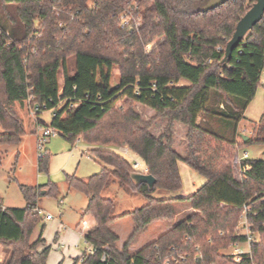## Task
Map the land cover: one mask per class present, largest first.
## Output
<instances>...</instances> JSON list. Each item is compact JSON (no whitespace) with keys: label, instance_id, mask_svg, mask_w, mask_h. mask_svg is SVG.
<instances>
[{"label":"trees","instance_id":"1","mask_svg":"<svg viewBox=\"0 0 264 264\" xmlns=\"http://www.w3.org/2000/svg\"><path fill=\"white\" fill-rule=\"evenodd\" d=\"M210 2L0 0L8 24L0 25V166L3 147L19 145L26 135L17 106L28 107L32 98L47 110L57 108L50 127L71 145L82 141L94 146L91 156L110 168L89 178L66 175L69 189L88 198L83 217L95 221L85 237L95 253L83 254L75 264H162L179 255H187L179 264H201L198 256L204 264H238L221 251L246 241L237 233L246 209L249 226L259 236L251 246L252 260L264 264V160H242L241 180L232 166L236 149L264 146V117L247 141L239 132L262 82L264 18L224 61L227 43L257 0H229L212 9ZM130 11L140 24H124ZM115 68L120 82L113 86ZM135 104L155 111L153 120L166 119L164 133L154 136L153 121H144ZM176 123L188 129L185 157L174 148ZM111 147H127L139 158L156 179L155 188L136 185L131 175L137 171ZM50 159L47 150L39 157L40 173L48 172ZM180 162L207 183L189 197H153L159 189H183ZM114 184L142 196L146 204L118 215L117 202L103 197ZM20 190L25 208H5L0 201V245L7 253L0 264H47L45 225L38 240L32 236L43 223L37 211L41 197H56L59 188L50 183L20 185ZM178 202L187 203L192 213L132 254V244L151 225L175 220ZM122 217L131 218L133 228L119 248L120 238L111 227ZM105 253L107 261L102 260ZM250 261L245 257L240 264Z\"/></svg>","mask_w":264,"mask_h":264},{"label":"rangeland","instance_id":"2","mask_svg":"<svg viewBox=\"0 0 264 264\" xmlns=\"http://www.w3.org/2000/svg\"><path fill=\"white\" fill-rule=\"evenodd\" d=\"M124 24L138 23L141 19H137L132 11L129 12L128 17H125ZM0 25L7 27V22L1 13L0 9ZM163 39H158L153 44L147 47V51H150L155 45L162 42ZM75 69V61L73 58L69 59V72L72 74ZM120 82V73L117 68L113 71L112 85L116 86ZM64 80L60 78V85L62 86ZM187 85V82H182ZM144 121L152 122L151 133L159 137L164 133L167 120L153 118L156 112L143 105L135 104L133 107ZM17 110L24 120L26 129V135L19 145L5 146L3 147L2 164L0 166V201L10 208H25L26 201L20 190V185L27 186H42L50 183H54L59 188V193L56 197L42 196L39 201V207L41 208L40 217L43 223L38 225L33 233L32 241H36L42 234V225H45L43 231V237L46 240L47 247H50V253L47 264H60L63 260L64 249L60 248L62 241L72 249V257L81 255L87 248L86 241L83 236L76 234L77 239L74 241H67L73 235V230L77 225L81 227L83 220V211L87 207L88 198L83 193L70 190L66 183V175H76L79 178H88L92 175L101 172V167L109 168L107 165L99 163L92 156L90 151L94 149V146H89L82 141H78L76 144L71 145L58 133L55 136L49 138L48 142L44 145L41 153H45L47 150L51 156L49 168L47 173H40L38 169L39 161V149L37 129L34 130L38 124V119L44 120L47 125H50L53 121V114L44 112L42 115L34 117L27 106L21 108L17 106ZM245 119L239 126V132L248 134L250 137L253 135L255 125L258 124L260 119L264 117V79L261 82L255 99L248 106ZM40 117V118H39ZM36 124V125H35ZM38 128V127H37ZM187 134L188 129L184 125H180L174 128V148L183 155H187ZM241 137V136H240ZM112 151L119 155L138 161L142 168L139 172L144 173V164L137 158L131 151L126 156L125 152L121 148H110ZM237 152V153H236ZM247 152L250 156V160H264V146L260 145H248L241 149H236L234 158L232 161L234 176L237 180H241L242 174L240 169V163L243 159L244 153ZM242 156L241 159L238 156ZM132 162V161H131ZM181 163L182 169L187 168L183 162ZM189 168V167H188ZM110 169V168H109ZM190 172H194L192 169H188ZM195 173V172H194ZM197 174V173H196ZM199 176V175H198ZM184 188L179 192H168L164 190H157L154 192L153 197L157 199H173L180 197H189L193 195V189L191 188V178L184 173ZM204 178V177H203ZM103 197L114 199L117 202V214L123 216L126 213L136 211L142 208L146 204V199L142 196H132L127 194L118 184H114L108 191L103 194ZM177 216L172 223L160 222L151 225L147 232L141 235L131 246V253L136 254L146 245L156 240L161 234L171 229L177 223L183 221L189 214L192 213L190 206L187 203H176ZM52 215L54 218L50 221H46V215ZM243 224V223H242ZM240 222L239 226L240 227ZM62 227V229H61ZM112 231L120 237L119 244L125 243L130 234L132 233L133 221L129 217H122L112 225ZM72 230V231H71ZM66 231V232H65ZM59 233V234H58ZM66 233V234H65ZM65 234V235H64ZM57 236L60 240H57ZM67 236V237H65ZM80 244L79 248L75 247L76 244ZM245 250L248 246H243ZM44 249V248H42ZM223 249L222 254H227L230 251ZM65 260V264L70 262L68 257ZM7 257V253L0 245V263ZM64 264V263H63Z\"/></svg>","mask_w":264,"mask_h":264},{"label":"built area","instance_id":"3","mask_svg":"<svg viewBox=\"0 0 264 264\" xmlns=\"http://www.w3.org/2000/svg\"><path fill=\"white\" fill-rule=\"evenodd\" d=\"M264 79V72H263V77H262V80ZM33 99L30 98L28 101H27V105H28V108L30 110V113L34 116V117H37V116H40L42 115L44 112H49V113H52L53 115L55 114L57 108L55 109H51V110H47V106L46 104H42V105H39V104H33ZM37 138H38V142H37V145H38V149H39V157H42L43 154L41 153V151L43 150L44 148V145L48 142L49 138H51L52 136H55L58 132L56 129L50 127L49 125H45V126H40L38 125L37 126ZM121 149L125 152L126 156L129 155V152L130 150L127 148V147H121ZM249 156L247 153H245L243 155V159L242 160H245V159H248ZM126 159V158H125ZM241 160V161H242ZM132 161V162H131ZM130 163L132 164L133 166V169L137 172H139L142 168L141 164L138 162V161H135V160H131ZM141 173V172H140ZM144 173H148V170L147 168L145 167L144 168ZM39 213H41V210H38ZM247 209L245 211V213L243 214L241 220H240V227L238 228V231L237 233L241 236H244L246 238V241L245 242H235L233 243L230 247H229V253H227L228 256H231L234 260L235 263H242V261L246 258H249L251 261H250V264H256L253 260H252V256H251V246L253 243L257 242L258 239H259V236L254 233L251 229V227L249 226V223H248V220H247ZM53 219V216L48 214L46 215L45 217V220L46 221H50ZM243 223V224H242ZM243 246H248V249L245 250L243 248ZM87 254H94L95 253V248L91 246L90 250H88L86 252ZM186 258H187V255H179L177 257H174L172 259H166L162 264H179L180 262H184L186 261ZM109 259V256L107 253H105L102 257V260L103 261H107ZM1 260V258H0ZM197 261H200L201 264H204L203 262V259L201 256H198Z\"/></svg>","mask_w":264,"mask_h":264},{"label":"water","instance_id":"4","mask_svg":"<svg viewBox=\"0 0 264 264\" xmlns=\"http://www.w3.org/2000/svg\"><path fill=\"white\" fill-rule=\"evenodd\" d=\"M228 1L229 0H211L209 8L212 9L219 7ZM263 18L264 0H257L252 8L241 18L232 39L227 43L224 61H229L232 58L234 51L240 46L248 33L251 32L253 28L262 21ZM248 139V137L244 136L245 141ZM131 178L136 185L146 184L150 190L155 188L156 179L148 173H133ZM45 194L46 191H43V195Z\"/></svg>","mask_w":264,"mask_h":264},{"label":"crops","instance_id":"5","mask_svg":"<svg viewBox=\"0 0 264 264\" xmlns=\"http://www.w3.org/2000/svg\"><path fill=\"white\" fill-rule=\"evenodd\" d=\"M181 85H184V84H182L181 83ZM246 113V112H245ZM41 117V116H40ZM39 117V118H40ZM244 117H246L245 116V114H244ZM38 122H44V120H42V119H39L38 120ZM45 123V122H44ZM46 124V123H45ZM36 125V124H35ZM180 125H182V124H179V123H176V125H175V127H177V126H180ZM36 129H37V125L35 126V128H34V130H35V132H36ZM240 136L241 137H243L244 138V136H246V137H248L249 138V136H248V134H245V133H240ZM237 153V152H236ZM245 153H247V152H245ZM244 153V154H245ZM248 154V153H247ZM181 155V154H180ZM183 156V155H182ZM238 156V155H237ZM248 156H249V154H248ZM184 157V156H183ZM242 157V156H241ZM241 157L240 156H238V158H240L241 159ZM124 158H126V157H124ZM129 162L132 160H130V159H128V158H126ZM249 159H250V156H249ZM185 164V163H184ZM186 165V164H185ZM144 167H145V165H144ZM179 168H180V173H181V176H182V179H183V188H184V178H183V176H184V173L185 174H187L190 178H191V188L193 189V192H197L199 189H201L206 183H207V180L205 179V178H203L202 176H200L198 173L196 174V172L194 173V172H190V170H188L189 168H188V166H187V168H185V169H182V167H181V163H179ZM191 169V168H190ZM101 170H102V167H101ZM199 175V176H198ZM93 176V175H92ZM89 178V177H88ZM194 193V194H195ZM4 207L5 208H10V207H7L6 205H4ZM40 208V207H39ZM41 209V208H40ZM85 210V209H84ZM54 218V217H53ZM84 218V217H83ZM94 228H95V221H94V219L91 217V216H87L86 217V220H83V223H82V225H81V227L79 226V225H77V227H75V229L72 231L73 232V235L71 236V238H69V239H67V241H74L75 239H77V236H78V234L80 235V236H83L84 237V239H85V237H86V235L89 233V232H91L92 230H94ZM61 229H62V227H61ZM66 232V231H65ZM59 234V233H58ZM66 234V233H65ZM64 234V235H65ZM76 234H77V236H76ZM65 237H67V236H65ZM42 238L44 239V237H43V234H42ZM120 238V237H119ZM57 240H60V237L59 236H57V238H56ZM45 240V239H44ZM46 241V240H45ZM86 241V240H85ZM87 244V248L85 249V251L81 254V255H79V256H77V257H72L71 256V254H73V253H71L72 252V249L66 244V242L64 243L63 241H62V244H61V246H60V248H63L64 249V251L65 252H63V260L61 261V263L60 264H65V260H66V258H67V256L68 255H66V254H69V256H71V257H68L69 259H70V262L68 263V264H75V262H76V260L77 259H79L81 256H83V254H85L88 250H90V248H91V245H89L88 243H86ZM79 245L80 244H76V246L75 247H78L79 248ZM123 245H124V242L123 243H121V244H119V246H120V248H122L123 247ZM46 247H47V244H46ZM50 248V247H49ZM40 250H43L42 248L40 249ZM51 250V249H50ZM130 250H131V248H130ZM49 264V263H48ZM55 264V263H54Z\"/></svg>","mask_w":264,"mask_h":264}]
</instances>
